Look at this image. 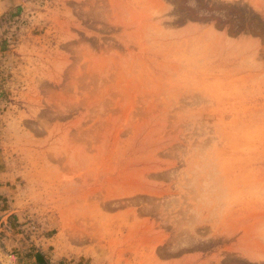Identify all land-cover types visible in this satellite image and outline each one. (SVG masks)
Returning <instances> with one entry per match:
<instances>
[{"label": "rangeland", "instance_id": "rangeland-1", "mask_svg": "<svg viewBox=\"0 0 264 264\" xmlns=\"http://www.w3.org/2000/svg\"><path fill=\"white\" fill-rule=\"evenodd\" d=\"M10 1L0 264H264V0Z\"/></svg>", "mask_w": 264, "mask_h": 264}, {"label": "bare ground", "instance_id": "bare-ground-1", "mask_svg": "<svg viewBox=\"0 0 264 264\" xmlns=\"http://www.w3.org/2000/svg\"><path fill=\"white\" fill-rule=\"evenodd\" d=\"M11 3L10 0H0V17L3 15V13L8 8L9 4ZM16 243V242H15ZM19 243V242H18Z\"/></svg>", "mask_w": 264, "mask_h": 264}, {"label": "water", "instance_id": "water-1", "mask_svg": "<svg viewBox=\"0 0 264 264\" xmlns=\"http://www.w3.org/2000/svg\"><path fill=\"white\" fill-rule=\"evenodd\" d=\"M8 7H9V6H8ZM7 9H8V8H7ZM7 9H6V10H7ZM5 12H6V11H5ZM5 12H4V13H5ZM4 13H3V14H4Z\"/></svg>", "mask_w": 264, "mask_h": 264}]
</instances>
